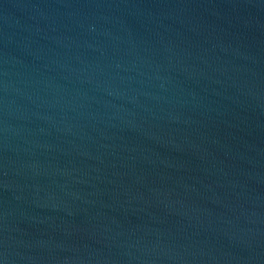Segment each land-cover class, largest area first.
Returning a JSON list of instances; mask_svg holds the SVG:
<instances>
[{
	"label": "water",
	"instance_id": "95a60500",
	"mask_svg": "<svg viewBox=\"0 0 264 264\" xmlns=\"http://www.w3.org/2000/svg\"><path fill=\"white\" fill-rule=\"evenodd\" d=\"M0 264H264V0H0Z\"/></svg>",
	"mask_w": 264,
	"mask_h": 264
}]
</instances>
